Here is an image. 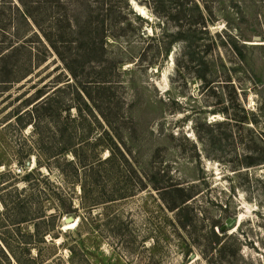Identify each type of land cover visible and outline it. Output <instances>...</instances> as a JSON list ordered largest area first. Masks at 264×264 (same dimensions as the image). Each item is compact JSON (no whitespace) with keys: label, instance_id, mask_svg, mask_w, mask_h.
<instances>
[{"label":"rangeland","instance_id":"374dc122","mask_svg":"<svg viewBox=\"0 0 264 264\" xmlns=\"http://www.w3.org/2000/svg\"><path fill=\"white\" fill-rule=\"evenodd\" d=\"M87 19L105 43L77 35ZM44 98L35 127L16 120ZM27 181L51 216L36 264H208L220 225L223 264H264V0H0V237L16 252ZM166 188L193 197L187 230Z\"/></svg>","mask_w":264,"mask_h":264},{"label":"trees","instance_id":"16d2710c","mask_svg":"<svg viewBox=\"0 0 264 264\" xmlns=\"http://www.w3.org/2000/svg\"><path fill=\"white\" fill-rule=\"evenodd\" d=\"M107 34L108 32L106 30L93 23L90 19H87L85 23L79 24L77 27V35L79 37L88 36L96 45L97 43H105L107 41ZM61 59L65 65V68L71 73V75L76 77L75 73L81 67L80 61L69 57H61ZM82 89L85 94V99L87 100L86 108L89 114L96 119L99 116L103 118L107 124H111L108 116H106L105 112L103 111L100 102L93 98L86 88ZM45 99L46 98L42 100L41 104L38 103L34 105V110L31 113H29V111H25L24 113L19 112L16 115V120L21 122L22 119H24L26 116H29L30 120L24 126L26 127L31 125L35 127L38 122V118L34 115V113H38V110L44 104H46V102H43ZM112 130L113 133L117 134V130ZM113 138L116 141L120 140L116 137V135H114ZM113 138L112 142H114ZM116 149L120 152L123 162H126V164L130 166L129 160H127V157L124 155V153L121 152L117 146ZM108 150L110 155L104 160H102L101 157H98L96 160L97 164L109 163L116 158L114 149L109 148ZM77 156L78 155H76V157ZM82 164H84V162ZM32 174L33 171L29 173L27 177H31ZM140 181L142 180L140 179ZM27 185V187L22 188L18 193V198L13 207L15 216H13L12 219L14 224L17 226L32 224L34 226V233L26 235L25 237L27 239L20 240L21 246L18 252L12 248L11 244L3 236L0 237V264H36L35 259H26L27 256H31L30 246L36 243V238H40L51 233V226L47 224L51 216L48 215L46 209L39 204V201H37V194L34 192V189H32L30 182L27 181ZM164 191L165 195L174 194V197L171 200H167L166 198H164V200L167 201L166 203L168 209L171 212H175L180 227L183 230H187V228L190 226L188 216L193 211L191 202L193 197L185 195V189L182 188H166ZM2 204L8 210V204L5 203V201H2ZM212 235L215 240H209L206 251L208 254L212 251V254L214 255L212 258L208 257L206 259H208V264H223L222 259L227 256L226 247L221 242L222 238L226 236V231L223 229V225H220L219 232L217 234L212 232ZM204 256L207 257L206 255Z\"/></svg>","mask_w":264,"mask_h":264},{"label":"bare ground","instance_id":"6f19581e","mask_svg":"<svg viewBox=\"0 0 264 264\" xmlns=\"http://www.w3.org/2000/svg\"><path fill=\"white\" fill-rule=\"evenodd\" d=\"M134 6H135V8L141 13V15L146 16V12L144 11L143 8L139 7V6L136 5V4H134ZM74 222H75V221H74ZM74 222H72V223H74ZM72 223H70V224H72Z\"/></svg>","mask_w":264,"mask_h":264},{"label":"water","instance_id":"95a60500","mask_svg":"<svg viewBox=\"0 0 264 264\" xmlns=\"http://www.w3.org/2000/svg\"><path fill=\"white\" fill-rule=\"evenodd\" d=\"M256 40H259V38H256ZM74 220H73V218H69V219H67V222L68 223H72ZM231 219H228V221H227V224L229 225V224H231Z\"/></svg>","mask_w":264,"mask_h":264}]
</instances>
